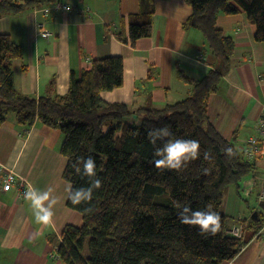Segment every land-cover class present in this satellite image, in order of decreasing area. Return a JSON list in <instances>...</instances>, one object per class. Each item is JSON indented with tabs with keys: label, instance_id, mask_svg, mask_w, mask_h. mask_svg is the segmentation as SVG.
Instances as JSON below:
<instances>
[{
	"label": "trees",
	"instance_id": "1",
	"mask_svg": "<svg viewBox=\"0 0 264 264\" xmlns=\"http://www.w3.org/2000/svg\"><path fill=\"white\" fill-rule=\"evenodd\" d=\"M54 1L0 0V18L50 6ZM183 1L191 13L182 28L202 34L216 63L196 81L178 70V77L191 86V96L161 109L131 111L127 105L101 99L102 92L122 86L123 59L119 56L91 60L79 76L71 73L64 95L56 94L50 83L47 95L37 99L22 96L15 89L11 68L13 61L22 58L21 48L8 34L0 33V126L12 115L21 126L40 122L57 129L62 135L60 154L66 159L63 180L74 188L87 187L88 178L75 174L71 165L80 157L91 156L102 181L90 202H66L81 215L82 222L63 228L57 252L65 264H222L245 246L242 239L228 234L227 219L219 209L224 188L238 189L255 164L245 161L238 151L246 138L236 145V132L230 140L222 137L209 122L207 105L230 71L234 52L233 39L216 26L217 15L244 14L255 27L254 40L264 43V0ZM141 3L146 10L131 18L127 34H115L125 44L134 45L151 35L154 8L150 0ZM165 126L172 133L167 139H195L200 144L199 158L180 171L154 166L153 153L162 142L152 145L147 134ZM249 137H257V132ZM226 147L234 150L233 157H226ZM205 152L211 159H204ZM205 168L210 170L208 175ZM177 203L193 210L211 206L221 217L220 231L202 236L198 228L182 225ZM88 208L93 211L87 213ZM87 239L88 256L84 257Z\"/></svg>",
	"mask_w": 264,
	"mask_h": 264
},
{
	"label": "crops",
	"instance_id": "2",
	"mask_svg": "<svg viewBox=\"0 0 264 264\" xmlns=\"http://www.w3.org/2000/svg\"><path fill=\"white\" fill-rule=\"evenodd\" d=\"M61 1L74 10L43 14L41 6L0 18V33L8 34L22 51V58L11 63L15 89L22 96L47 95L50 83L56 94L64 95L71 73L79 76L91 60L119 56L122 86L102 92L101 99L127 105L131 111L161 109L191 96L192 88L178 77V70L196 81L214 68L202 34L182 28L191 13L183 0H150L151 35L134 45L119 41L115 34H127L131 18L146 10L141 2L148 0ZM40 23L51 34L48 39L38 34ZM216 26L233 39L234 52L230 71L209 98L207 117L225 139L236 132L238 142L239 137L255 136L264 110V43L254 40L255 27L242 13L218 14ZM61 142L57 129L40 122L21 126L11 115L0 126V165L12 169L29 187L53 188L58 199L52 223H37L30 202L14 189L3 191L0 178V264H65L57 258L56 237L66 224L79 226L82 218L66 206L69 184L62 178L66 159L60 154ZM254 164L238 189L223 190L219 212L227 219L228 234L238 229L245 246L222 264H264V209L258 201L264 159ZM249 200L255 206L250 207ZM254 212L257 221L250 219Z\"/></svg>",
	"mask_w": 264,
	"mask_h": 264
},
{
	"label": "clouds",
	"instance_id": "3",
	"mask_svg": "<svg viewBox=\"0 0 264 264\" xmlns=\"http://www.w3.org/2000/svg\"><path fill=\"white\" fill-rule=\"evenodd\" d=\"M172 135L169 127L153 128L147 134L149 142L156 146L158 141L162 142L160 146L155 147L153 153V163L156 169H169L180 171L191 161L200 156V144L195 139H167ZM226 157L231 158L235 155L231 147L224 149ZM204 159H211L209 152L204 153ZM73 171L77 175L88 178L87 187L74 188L71 185L67 188V198L73 205H81L92 200L95 190H99L102 181L97 175L96 162L91 156L86 159L78 158L72 165ZM209 169H204V174H209ZM54 189L48 187L40 190L35 187H29L24 193L25 200L30 202L33 214L37 223L48 225L52 223L54 216V207L58 199L53 195ZM179 209L178 219L182 225L196 227L202 236L215 235L221 229V217L219 213L207 206L205 210H193L189 205L176 204ZM87 213L93 211L92 208L85 209Z\"/></svg>",
	"mask_w": 264,
	"mask_h": 264
},
{
	"label": "built area",
	"instance_id": "4",
	"mask_svg": "<svg viewBox=\"0 0 264 264\" xmlns=\"http://www.w3.org/2000/svg\"><path fill=\"white\" fill-rule=\"evenodd\" d=\"M50 11L68 12L70 11V7L57 0L54 1L50 6L40 10V12L43 14H46ZM36 28L38 34L42 37H50V33L44 28V23L37 24ZM256 132L257 137L247 138L245 141H242L238 147V151L240 152L242 158L249 163H254V161L264 158V110L257 121ZM0 168L2 190L10 191L11 189H14L19 197L24 198V193L29 188L28 183L19 178L12 169H8L6 166H0ZM261 185L262 187L258 195V201L260 206L264 209V179L261 180ZM229 234L236 238L241 237V232L238 229H233Z\"/></svg>",
	"mask_w": 264,
	"mask_h": 264
},
{
	"label": "rangeland",
	"instance_id": "5",
	"mask_svg": "<svg viewBox=\"0 0 264 264\" xmlns=\"http://www.w3.org/2000/svg\"><path fill=\"white\" fill-rule=\"evenodd\" d=\"M243 136L242 137H239V139L238 140H243ZM248 138V137H247ZM246 138V139H247ZM239 142V141H238ZM238 142L237 143H235L236 145H238ZM261 159H264V158H261ZM261 159H258L257 161H259V160H261ZM5 166V165H4ZM67 200H68V198H66V202H67ZM248 203H249V206L251 207V206H255V203H252V201L251 200H249L248 201ZM254 204V205H253ZM62 232H63V229H62V231H61V233L60 234H58V236L56 237V246H55V250H56V254H57V258L59 259V254H58V247H59V245L61 244V242H62ZM234 237V236H233ZM236 238V237H235ZM82 254H83V256L84 257H87L88 256V239H87V241H86V243L84 244V246H83V251H82Z\"/></svg>",
	"mask_w": 264,
	"mask_h": 264
},
{
	"label": "water",
	"instance_id": "6",
	"mask_svg": "<svg viewBox=\"0 0 264 264\" xmlns=\"http://www.w3.org/2000/svg\"><path fill=\"white\" fill-rule=\"evenodd\" d=\"M134 118H135V116H134ZM250 219H251L252 221H257V220L259 219L258 216H257V213L254 212V213L251 215Z\"/></svg>",
	"mask_w": 264,
	"mask_h": 264
},
{
	"label": "bare ground",
	"instance_id": "7",
	"mask_svg": "<svg viewBox=\"0 0 264 264\" xmlns=\"http://www.w3.org/2000/svg\"><path fill=\"white\" fill-rule=\"evenodd\" d=\"M0 166H3V165H0Z\"/></svg>",
	"mask_w": 264,
	"mask_h": 264
}]
</instances>
